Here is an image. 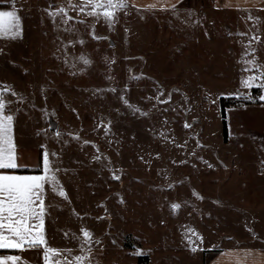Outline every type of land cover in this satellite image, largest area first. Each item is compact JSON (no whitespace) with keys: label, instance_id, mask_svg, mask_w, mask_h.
<instances>
[{"label":"rangeland","instance_id":"1","mask_svg":"<svg viewBox=\"0 0 264 264\" xmlns=\"http://www.w3.org/2000/svg\"><path fill=\"white\" fill-rule=\"evenodd\" d=\"M25 2L32 31L22 48L0 55V91L15 98L20 152L41 168L49 154L57 191L69 183L67 190L106 198L109 213L123 209L107 229L122 262L203 264L222 246L264 245V166L225 150L253 142L249 131L233 140L230 129L264 133V113L251 103L226 108L223 138L218 102L240 94L264 106V90L252 95L223 75L228 48L202 36V20L185 13L200 12L204 1L162 12L126 7L111 25L87 15L54 22L55 0ZM183 26L199 36L197 56L179 40ZM114 254L110 264L119 263Z\"/></svg>","mask_w":264,"mask_h":264},{"label":"crops","instance_id":"2","mask_svg":"<svg viewBox=\"0 0 264 264\" xmlns=\"http://www.w3.org/2000/svg\"><path fill=\"white\" fill-rule=\"evenodd\" d=\"M22 0H0V12H15L20 18V36L16 39L0 38V55L4 50L12 48H22V41L27 39L26 32L31 33L32 23L25 24V17L23 14L22 6L20 5ZM27 1V0H26ZM205 7L200 9V12L185 10V13H190L196 17L198 21H201L203 26V35L209 41H214L220 38L224 45L228 48L226 56L229 59L226 61L224 56L219 63L223 62L227 65L223 75H228L230 81H243L248 77H254L256 80L262 81L264 84V0H203ZM25 4V0H23ZM22 3V4H23ZM33 0H29L28 7L31 6ZM185 3L187 6L190 0H127L128 8L141 12H162L169 9H173L179 5ZM56 11L63 7L68 11V15L84 16L76 10L69 8V0H55ZM174 5V7H173ZM154 6V7H153ZM197 9V7H195ZM195 13V14H194ZM36 21V20H35ZM35 21L33 24H36ZM220 22L227 24V29ZM68 29V27H66ZM182 31L179 32L180 42L189 40V44L197 56L198 43H194L195 38H199L198 34L193 31H189V27H182ZM68 32V31H67ZM188 33V34H187ZM256 37L257 39H253ZM202 39H200L201 42ZM201 45V44H200ZM248 61H255L254 64L247 63ZM196 66V65H195ZM211 70L212 65H208ZM196 72V71H189ZM226 73V74H225ZM259 74V77L256 75ZM187 80V79H186ZM185 80V81H186ZM183 81V80H182ZM239 87V86H233ZM250 90L253 87L264 90L260 86H250ZM0 93H2L0 91ZM240 94L220 96V97H238ZM219 97V98H220ZM246 99V98H245ZM258 103L254 104L252 108L254 110H261L264 113V106L261 104V99H258ZM3 102L5 103V115H12L13 119V139L16 146V153L18 156V164L20 168H29L34 171L20 172L15 170H0L9 174L18 175H39L42 174V168L35 166L30 162L26 154L22 155V142H18L16 131V113L11 104H15V98L11 95L3 96ZM219 102V101H218ZM250 104V103H248ZM231 107V106H230ZM228 108V107H227ZM226 109V108H225ZM229 109V108H228ZM225 113V110H224ZM256 113L259 114L258 111ZM260 121H264V118L258 117ZM259 121V123H261ZM263 127H259L261 129ZM227 130V128H226ZM242 130V132L240 131ZM249 131L250 137L253 142L236 145V143L226 145L228 153L233 152L232 158L238 161H248L251 164H262L264 166V133L261 131H252L245 129V126L241 128L230 129V136L235 140L236 137L242 136L245 139L246 133ZM246 132V133H245ZM259 134H262L258 136ZM257 135V136H256ZM257 139V140H254ZM257 142H262V145H258ZM214 151V150H213ZM224 151V147L220 148V152ZM237 152V155L236 153ZM263 152V153H262ZM224 158V155L220 154ZM228 159H225L227 164H231V156L228 154ZM235 164V163H234ZM69 185V183H67ZM67 185V186H68ZM65 186V197H60L58 191L53 193L49 186L46 185L47 195L45 198L46 215L44 218V233L47 241V245L52 249H59L62 253L60 259L63 260L66 256L68 260L73 264H78L74 260L76 256L86 257L83 259L82 264H110L113 259L107 257L112 255V251H115V256L120 257L118 264H139L138 258L131 262H122V247H118L117 250L114 247V243L108 241V223L113 224L117 222L114 217L123 215V209L114 212H107L105 207V200L100 203V197L98 199H90L92 195L90 193L83 192L82 190L70 191ZM102 204V206H101ZM109 216V217H108ZM114 223V224H115ZM83 231H88L92 234V239L89 243H84ZM70 249L71 253L68 254L65 250ZM6 257H19L18 264H46L44 259V252L42 249L30 248L24 246L21 249H0V258ZM11 264V262H9ZM113 264V263H112ZM116 264V263H114ZM203 264H264V245H226L220 248L210 250Z\"/></svg>","mask_w":264,"mask_h":264},{"label":"snow or ice","instance_id":"3","mask_svg":"<svg viewBox=\"0 0 264 264\" xmlns=\"http://www.w3.org/2000/svg\"><path fill=\"white\" fill-rule=\"evenodd\" d=\"M128 7L127 0H69V8L87 16L103 18L111 25L115 20L117 10ZM154 7V6H153ZM174 7V5H173ZM49 16L55 22L60 17L64 24L75 18L68 15V11L61 7L58 11H50ZM84 23V21H77ZM20 18L15 12H0V38L16 39L20 36ZM70 31L71 29H66ZM99 39L100 37H96ZM253 39H257L253 37ZM84 64L89 61L81 57ZM254 64L255 61H248ZM264 75V73H262ZM254 77L242 81L246 86H251ZM7 87V86H6ZM264 99V97H262ZM5 103L0 93V170H16L21 167L18 164L16 146L13 139L12 115H5ZM55 155V154H52ZM39 167V165H38ZM53 170L49 154L45 152L42 158V174L18 175L0 171V249H21L24 246L42 249L46 264H73L65 256L60 259L62 253L59 249H52L47 245L44 233V218L46 215L45 198L46 185L53 193L60 187L59 180ZM118 179V177H117ZM60 197H65L62 188L58 191ZM179 205H173L178 208ZM87 244L92 239V234L83 231ZM195 251V249H193ZM68 254L70 249L65 250ZM86 257L76 256L74 260L82 264ZM19 257L0 258V264H18Z\"/></svg>","mask_w":264,"mask_h":264},{"label":"trees","instance_id":"4","mask_svg":"<svg viewBox=\"0 0 264 264\" xmlns=\"http://www.w3.org/2000/svg\"><path fill=\"white\" fill-rule=\"evenodd\" d=\"M259 92V89L257 87H253L251 90L252 95H257ZM258 99L255 97L252 101L250 99H245V98H233V97H220L219 98V110H220V120H221V132L223 138L226 136V124H225V119H224V110L227 107L230 106H236L239 103H258ZM15 171H20V172H28V171H34L33 169L29 168H21V169H16Z\"/></svg>","mask_w":264,"mask_h":264},{"label":"water","instance_id":"5","mask_svg":"<svg viewBox=\"0 0 264 264\" xmlns=\"http://www.w3.org/2000/svg\"><path fill=\"white\" fill-rule=\"evenodd\" d=\"M52 122V121H51ZM51 125V124H50Z\"/></svg>","mask_w":264,"mask_h":264}]
</instances>
